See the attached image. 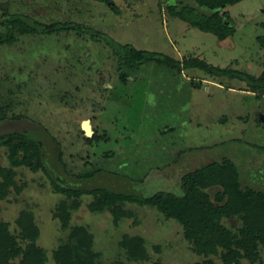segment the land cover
I'll return each instance as SVG.
<instances>
[{
    "label": "rangeland",
    "instance_id": "rangeland-1",
    "mask_svg": "<svg viewBox=\"0 0 264 264\" xmlns=\"http://www.w3.org/2000/svg\"><path fill=\"white\" fill-rule=\"evenodd\" d=\"M170 2L0 0V36L15 39L11 45L0 43V119H5L0 136L27 134L39 143L45 166L33 170L0 147V169H12L15 184L0 200V221L18 247L32 244L43 250L44 264H55L53 250L68 243L75 226L92 238L87 257L93 264L203 261L183 237L180 223L157 209L125 203L117 213L107 207L91 211L93 196L68 198L55 190L53 181L65 188L179 194L182 175L227 159L240 171L243 186L264 191V153L257 149L264 148V122L259 120L264 97L254 98L245 83L195 69L178 73L155 63L130 72L102 41L88 35L23 34L20 26L1 23L9 16L44 25L72 22L121 45L179 61L196 58L255 77L264 72V44L258 40L264 37V0L226 7L235 33L223 41L171 17ZM86 122L92 138L82 129ZM87 173L95 175L78 178ZM61 203L70 213L68 227L56 216ZM21 212L31 215L35 235L18 224ZM223 224L240 225L234 219ZM125 236L143 240L144 259L129 257L121 245ZM20 260L21 255L14 262ZM260 261L264 263L262 250Z\"/></svg>",
    "mask_w": 264,
    "mask_h": 264
},
{
    "label": "trees",
    "instance_id": "trees-1",
    "mask_svg": "<svg viewBox=\"0 0 264 264\" xmlns=\"http://www.w3.org/2000/svg\"><path fill=\"white\" fill-rule=\"evenodd\" d=\"M241 1L243 0H171L166 8L171 17L178 18L189 26L212 34L223 41L235 33L225 9ZM110 6L116 11L113 4ZM1 23L20 26L23 34L52 35L76 32L88 35L94 41H102L116 57L119 66L130 72L148 63L163 65L178 73L195 69L216 79L241 81L245 83V91L255 94L257 99L264 97V72L255 77L231 68L212 66L196 58L179 61L158 52L137 50L128 44L121 45L104 33L72 22L44 25L31 23L28 17L9 16L1 20ZM258 40L264 44V37H259ZM14 42L15 39L12 37L0 36V43L11 45ZM120 79L122 82L126 81V77ZM4 120L0 119V122ZM91 138L87 139L88 142L95 139V137ZM0 147H7L15 159L22 157L21 162L33 170L38 167L45 170L40 145L27 134L10 133L0 136ZM257 149L264 153L263 147ZM32 159H35L36 164L32 163ZM94 175L95 173H87L78 178L86 180L93 178ZM0 176L2 177L1 200L7 196L9 187L15 186L14 171L0 169ZM52 184L57 192L68 198L76 199L81 195L93 196L94 201L88 205L91 211H102L107 207L112 213H117L120 206L125 203L157 209L166 218L180 223L183 237L192 244L194 253L203 257V261L195 264H217L212 257H217L219 264H240L242 261H247L248 264H264L260 261V252L264 251V191L243 186L240 171L227 159L201 165L182 175L179 194L158 191L143 196L110 191L107 188L90 190L65 188L55 181ZM208 188H212V193L207 191ZM75 207L74 203L73 208ZM56 216L64 227H68L70 213L65 203H61L57 208ZM118 218L119 216L115 219ZM233 219L239 221L240 225L228 228L223 224V220ZM18 224L29 230L31 234L37 233L32 217L27 212L20 213ZM91 244L92 238L83 227H72L69 231L68 243L57 246L52 252L55 264H93L87 257ZM121 245L131 259H144L145 249L140 237L125 236ZM19 255L21 260L15 263L14 259ZM45 258L43 250L32 244L26 245L24 249L18 247L7 224L0 221V264H44Z\"/></svg>",
    "mask_w": 264,
    "mask_h": 264
},
{
    "label": "bare ground",
    "instance_id": "bare-ground-1",
    "mask_svg": "<svg viewBox=\"0 0 264 264\" xmlns=\"http://www.w3.org/2000/svg\"><path fill=\"white\" fill-rule=\"evenodd\" d=\"M83 128L87 131V135L90 136L92 132V128L89 122L84 123Z\"/></svg>",
    "mask_w": 264,
    "mask_h": 264
},
{
    "label": "water",
    "instance_id": "water-1",
    "mask_svg": "<svg viewBox=\"0 0 264 264\" xmlns=\"http://www.w3.org/2000/svg\"><path fill=\"white\" fill-rule=\"evenodd\" d=\"M109 5H111V3H109ZM259 120H260L261 122H264V117H263L262 115H260V116H259ZM82 129H83V131L85 132V134L87 135V131L83 128V124H82ZM92 134H93V132H91V135H90L89 137H91ZM87 136H88V135H87Z\"/></svg>",
    "mask_w": 264,
    "mask_h": 264
},
{
    "label": "crops",
    "instance_id": "crops-1",
    "mask_svg": "<svg viewBox=\"0 0 264 264\" xmlns=\"http://www.w3.org/2000/svg\"><path fill=\"white\" fill-rule=\"evenodd\" d=\"M261 74H262V73H261ZM261 74H260V75H261ZM260 75H259V76H260ZM256 77H258V76H256ZM251 94H253V93H251ZM252 96H253L254 98H256L255 94H253Z\"/></svg>",
    "mask_w": 264,
    "mask_h": 264
}]
</instances>
